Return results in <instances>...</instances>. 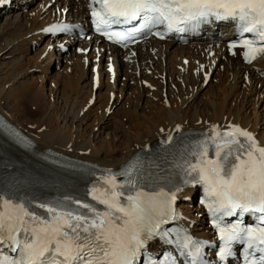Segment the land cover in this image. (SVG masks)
Masks as SVG:
<instances>
[{
  "label": "snow or ice",
  "instance_id": "1",
  "mask_svg": "<svg viewBox=\"0 0 264 264\" xmlns=\"http://www.w3.org/2000/svg\"><path fill=\"white\" fill-rule=\"evenodd\" d=\"M89 6L95 31L121 47L148 33L163 39L164 32L153 31L158 26L183 32L212 20H231L240 39L229 49H244L247 63L264 55V0H91ZM246 33L254 38H244ZM0 128L28 143L2 120ZM174 133L181 134L178 152L169 148L177 144ZM191 135L181 133L180 125L166 133L161 145L171 159L163 175L156 170L159 164L145 170L139 161H130L116 171L93 172L83 197L39 199L0 190V264H139L155 240L181 249L185 264H208V242L164 227L178 217L179 194L197 185L219 237V260L233 256V246L242 244L245 264H264V146L231 124L226 130L213 126L184 143ZM231 217L234 222L225 223ZM145 264H176V258L147 257Z\"/></svg>",
  "mask_w": 264,
  "mask_h": 264
},
{
  "label": "bare ground",
  "instance_id": "2",
  "mask_svg": "<svg viewBox=\"0 0 264 264\" xmlns=\"http://www.w3.org/2000/svg\"><path fill=\"white\" fill-rule=\"evenodd\" d=\"M31 2V0H6L3 5H0V53H4L0 57L2 67L0 70V111L36 139L41 148L49 147L72 157L118 169L133 154L164 138L166 133L174 129L176 125L181 126V131L211 129L213 126L227 128L229 124L236 125L252 133L264 145V122H261L258 112L253 114L254 116H248L245 108L233 106V102H227L221 106L212 105L211 109L201 108V105L194 104L195 96L192 99V106H182L184 103L179 106L175 104L178 98L175 96L176 92L192 91L198 82L204 89L206 80L209 79L211 83L215 78H218L219 83L220 79L224 78V81L217 85L218 88L223 83L225 86L228 85L229 81L233 90L242 91L244 88L245 95H253L254 100L260 97L261 101L264 97V78L261 77L264 70V55L251 66H247L242 63L240 52L237 56L231 57L227 54L224 45L206 42H192L184 45L174 41L167 43L151 40L146 44L138 45L135 48L136 56L129 58L127 52L122 53L114 47L100 43L98 38L86 42L75 37H61L60 33L54 34L46 31L55 25L83 22L88 12L82 2L45 0L42 6L36 8L37 10L26 13ZM2 19L4 20L1 22ZM209 34L217 35V30L209 31ZM31 35H35L33 41L28 40ZM43 35H51V39L45 46H42L43 48L41 47V51L38 50L36 56L40 62L38 68L34 70L40 71L41 79L48 82L50 79L48 73L53 66L55 68L60 66L62 69L65 65L62 72L56 75L57 82L66 83L69 80L67 77L71 76L76 81L75 90L77 89L79 94H73L74 99H77L80 94L88 97L85 101L83 98L79 112H76V108L74 109L71 104L62 105V97L58 89L53 91L55 102L49 106L44 100V88L38 89L36 83L31 82L30 78L18 83L20 79L30 76V74L27 76L28 69L23 71L21 66L31 46L42 42ZM89 47L91 51L87 53L86 49ZM79 50L83 53L80 54ZM54 57H56V63L52 65ZM109 65L114 67V71L108 70ZM12 66H14V71L5 76ZM213 66H216V69ZM95 67L99 69L98 79H95ZM205 67H211L214 72H208ZM13 77L15 86L11 83L14 87L6 88L5 80H11ZM105 78L107 83L104 82ZM122 78H124L123 86L120 87ZM143 82H146V85H143ZM183 83L186 89L183 88ZM122 96L128 99L123 102ZM113 97L116 98L113 99ZM167 97L171 98L170 103H162L161 99L164 100ZM104 100L107 109L104 113L101 112V115L95 113L97 118L93 120L92 128L100 126V131L93 135V129L86 131L88 133L86 137L83 134L75 135L70 130L67 132L60 128L58 122L54 124L52 115L57 113L59 115L57 121L61 120L66 126L69 124L70 129L77 123L79 127L88 126L92 114L98 113L100 109L98 104ZM133 101L138 103L137 107L134 106L135 112L133 108L124 106ZM3 103L6 104L5 108ZM86 106L89 108L84 113ZM109 106L110 110L107 113ZM33 110L39 115L37 120L23 117L25 121L34 124L35 127L31 125L32 130H30L24 126L25 122L22 121L21 115L30 113L36 116L31 112ZM81 112L84 113L82 116H80ZM141 121L143 122L142 127L138 126ZM258 127L261 128V132ZM161 129L165 132L162 133ZM100 136L102 138L99 145L95 139L98 140ZM196 193L195 190H188L181 195L180 208L189 218L190 226L195 234L209 238L212 232L202 219L201 208L191 205Z\"/></svg>",
  "mask_w": 264,
  "mask_h": 264
},
{
  "label": "rangeland",
  "instance_id": "3",
  "mask_svg": "<svg viewBox=\"0 0 264 264\" xmlns=\"http://www.w3.org/2000/svg\"><path fill=\"white\" fill-rule=\"evenodd\" d=\"M32 2H31V5H30V7H27V9H26V13H31V11L33 10H35L36 8H38V7H40V6H42L43 5V2L45 1V0H31ZM37 10V9H36ZM4 19H2L1 20V22L3 21ZM35 39V35H31V37H30V39L28 38V40H30V41H33ZM47 39H49V40H47ZM41 41L42 42H37V43H34V45H32L31 46V49H30V51L29 52H27L28 54H26V57H25V59L23 60V65L21 66L22 67V69H23V71L25 70V69H28L26 72H27V76L30 74V76L29 77H26L25 79H20V81H18V83L19 82H22L23 80H26L27 78H30V81L32 82V81H34L35 83H36V86H37V88L38 89H40V90H42L43 88L45 89L44 90V93L45 94H43L44 95V97H45V101H46V103H48V105L50 106L51 104H54V102H55V99L53 98L54 97V90H59L60 91V97H62L61 98V102H62V105L65 103H68V104H71L73 107H74V109H75V111L76 112H79L80 110H81V108H79V107H81L82 106V100H83V98H84V100L83 101H85V100H87L88 99V97H87V95L86 96H83L82 94H80V96L77 98V99H74V95L75 94H77V95H79L78 94V92H77V89L75 90V88H77V85H76V81H74V78L72 77L71 78V76H69V77H67L69 80H67L66 81V83H64V82H57V79H56V75L57 74H59L60 73V71L62 72V70L64 69V67H65V65H63L62 67V69H61V67L59 68V67H57V68H55V66H53V69H51L50 71H49V73H48V75H49V77H50V79L48 80V82H47V80H45V79H41L42 77H41V75H42V73L40 72V71H38V70H34V68H38V63L40 62L39 60L40 59H38V57L36 56V54L39 52V51H41L42 49H41V47L42 46H45V44H47V42H49L50 41V37L49 36H46V37H43V39H41ZM44 43V44H43ZM27 46H29V44L27 43ZM43 48V47H42ZM39 50V51H38ZM36 52V53H35ZM4 53L2 52V53H0V57L3 55ZM56 57H54V58H52V59H54V62H52V65H53V63L55 64L56 62V59H55ZM34 60V62H32V61ZM9 61H10V59H9ZM38 61V62H37ZM220 61L221 62H224V60L223 59H220ZM28 62V63H27ZM30 62V63H29ZM37 62V63H36ZM28 65H27V64ZM35 63H36V66H35ZM30 65V66H29ZM33 65H34V67H33ZM186 65V64H185ZM27 67V68H26ZM13 68H14V66H12L11 68H10V71L8 70L6 73H5V76H8V73H10V72H13L14 70H13ZM32 68V69H31ZM55 68V69H54ZM91 68V67H90ZM213 68L214 69H216V66H213ZM2 69V67H1V61H0V70ZM31 69V70H30ZM205 69L208 71V72H210V71H212V72H214V70H212V68L211 67H209V68H207V67H205ZM151 72V71H150ZM183 72H185V71H183ZM22 73V72H21ZM0 76H1V74H0ZM40 76V77H39ZM31 77H32V80H31ZM34 77V78H33ZM14 77L11 79V80H5V82L7 83V82H9L10 84L12 83L14 86H15V84H14ZM35 79V80H34ZM53 79V80H52ZM72 79V80H71ZM13 80V81H12ZM43 80V81H42ZM211 80V79H210ZM221 80V82L220 83H222L223 81H224V78L222 79H220ZM54 81V82H53ZM107 80H106V78L104 79V82L105 83H107L106 82ZM123 81H124V78H122V79H120V87H122L123 86ZM40 82V83H39ZM72 82V83H71ZM4 84L5 85V87L6 88H9V86H10V88L11 87H14L12 84L10 85L9 83H7V84ZM63 83V84H62ZM72 85H71V84ZM219 82H218V78H215L214 80H212L211 81V83H210V81H209V79L208 80H206V83L204 84L206 87L204 88V89H202V87H201V85H200V82H198V84H197V86L195 87V88H193L192 89V91H185V92H176L175 93V96H177L178 98L176 99V101H175V104L177 105V106H179L180 104H182V103H184V104H182V106H186V107H188V105L189 106H192V103L195 101V103L194 104H199V105H201V108H210L211 109V106L212 105H216V106H221V105H224V104H227V102H233V106L235 105H237L236 107H242V108H245V111L246 112H248V116H252L253 114H256V112H258L257 114L260 116V119H261V122H264V97L263 98H261V101H260V97H258V96H256V97H258V98H256V100H254L255 99V97H253V95H245L244 93H245V90H243L242 89V91H237V90H233L231 87H232V84L228 81V85H224V83H223V85L222 86H219L220 88H218L217 87V85L218 84H220ZM17 84V83H16ZM39 84V85H38ZM42 84V85H41ZM53 84V85H52ZM229 84H230V86H229ZM51 85H52V88H51ZM65 85V86H64ZM66 85H68V86H66ZM143 85H146V82H143ZM43 86V87H42ZM58 86V87H57ZM54 87V88H53ZM174 87V86H173ZM183 88L184 89H186V85H184V83H183ZM63 89V90H62ZM72 89V90H71ZM52 91V94H51V91ZM219 90V91H218ZM221 91V92H220ZM73 92H75V93H73ZM215 92H216V94H215ZM71 95H70V94ZM221 93V94H220ZM225 93V94H224ZM229 95H228V94ZM69 94V95H68ZM74 94V95H73ZM117 94H119V93H117ZM189 94V95H188ZM217 94H219V95H217ZM224 95V97H223V95ZM46 95V96H45ZM191 95H193V96H191ZM228 95V96H227ZM234 95V96H233ZM237 95V96H236ZM52 96V97H51ZM185 96V97H184ZM195 96V99L193 100V102H192V99H193V97ZM81 97V98H80ZM191 97V98H190ZM222 97H223V99H222ZM251 97V98H250ZM53 98V99H52ZM67 98V99H66ZM71 98V99H70ZM116 97H113V99H115ZM230 98V99H229ZM234 98V99H233ZM81 99V100H80ZM128 98L127 97H124V96H122V100H123V102L125 101V100H127ZM169 99V100H168ZM64 100V101H63ZM185 100V101H184ZM50 101H51V103H50ZM77 101V102H76ZM161 101H162V103H164V102H166V104L167 103H170V101H171V98H166V99H161ZM180 101H181V103H180ZM188 103H187V102ZM201 101V102H200ZM218 102V103H217ZM225 102V103H224ZM50 103V104H49ZM78 103V104H77ZM80 103V104H79ZM95 103V102H94ZM94 103H91L92 105L94 104ZM136 103V104H135ZM202 103V104H201ZM217 103V104H216ZM220 103V104H219ZM137 101H133L131 104H125L124 106L126 107V108H133V112H135V107H137ZM258 104V105H257ZM3 105V107L5 108L6 107V104H2ZM67 105V104H66ZM92 105H90V107L92 106ZM209 105V106H208ZM256 105V106H255ZM98 106H100V109H99V111H98V113L97 112H94L93 114H92V119H91V121L88 123L89 125L88 126H82V127H79L78 126V123H77V125H74L73 127H71L72 129H70V125L69 124H67V126L61 121V120H58L57 121V118H59V115L57 114V113H54L52 116H53V119H54V124L56 125V123L58 122L59 123V125L61 126L60 128H63L64 130H66L67 132L70 130V131H72V132H74L75 133V135H79V134H83V136H86L87 137V135H88V133L87 132H89V131H91L92 129H93V131H92V135L94 134V133H97V132H99L100 131V126H96V127H94V128H92L93 127V120H96V118H97V115L96 114H100L101 115V112L102 113H104L105 111H106V109L107 108H105V106H106V101L104 100V101H102L100 104H98ZM135 106V107H134ZM194 106V105H193ZM231 106V105H230ZM104 107V108H103ZM247 107V108H246ZM77 108H79V109H77ZM88 108H89V106H86V108H84V110H83V112L85 113V112H87L88 111ZM146 109H147V111H149V109H148V107L146 106ZM78 110V111H77ZM87 110V111H86ZM109 110H110V106H109V108H108V111H107V113H109ZM32 113H35L36 114V116H32L30 113H26L25 115L24 114H22L21 115V119H22V121L23 122H25L24 123V126L25 127H27V128H29L30 130H32V127H35L34 126V124L33 123H29V122H27V121H25L24 120V118L23 117H28V118H31V119H33V120H35L36 118H37V116H39V115H37V113H36V111L35 110H33V111H31ZM83 112H81V114H80V116H82L84 113ZM96 113V114H95ZM57 114V115H56ZM96 115V116H95ZM109 115V114H108ZM254 116V115H253ZM38 119V118H37ZM36 119V120H37ZM124 122L125 123H127V120L126 119H124ZM26 124V125H25ZM138 124V123H137ZM31 125H32V127H31ZM58 126V125H57ZM78 126V127H77ZM138 126H143V122L141 121L139 124H138ZM87 127V128H86ZM260 127V126H259ZM258 127V130L261 132V128H259ZM91 128V129H90ZM127 128H128V126H127ZM80 129V130H79ZM95 129V130H94ZM111 129V128H110ZM80 131V132H79ZM87 131V132H86ZM104 132H107V131H104ZM105 136V135H104ZM128 136V135H127ZM101 136L98 138V140H96L95 139V142L96 143H99V145H100V140H101ZM137 139V138H136ZM192 206L193 207H195V203H193L192 204Z\"/></svg>",
  "mask_w": 264,
  "mask_h": 264
}]
</instances>
